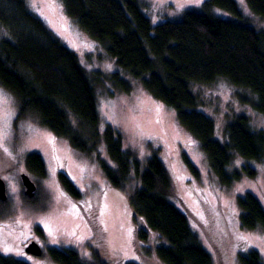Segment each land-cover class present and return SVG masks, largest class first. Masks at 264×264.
<instances>
[{
  "label": "trees",
  "instance_id": "trees-1",
  "mask_svg": "<svg viewBox=\"0 0 264 264\" xmlns=\"http://www.w3.org/2000/svg\"><path fill=\"white\" fill-rule=\"evenodd\" d=\"M58 1L65 15L124 74L87 71L77 54L28 9L26 0H0V87L16 101L17 118H35L71 149L94 158L109 187L127 191L133 246L140 257H154L162 264H214L193 229L192 221L197 219L192 217H196L171 201L174 180L159 150L151 151L141 163L134 152L124 149L120 134L112 127L100 131L96 87L110 84L115 91L128 94L132 86L127 76L138 80L152 98L174 111L178 123L198 142L213 175L222 186L231 187L243 175L256 177V170L248 165L229 172L236 155L264 165V132L241 113L226 123L224 142H220L215 138L214 120L199 110L202 100L193 86L224 80L237 89L240 104L264 117V32L248 25L235 0H204L180 19L156 25L142 12L140 0ZM245 2L254 15L264 19V0ZM215 9L232 18L217 15ZM101 144L110 163L97 153ZM184 160L196 174L191 162ZM26 167L36 177L45 178L46 166L38 153L26 156ZM58 181L67 197L81 200L80 190L64 171L58 173ZM237 205L242 230H264V208L257 197L246 193ZM212 209L207 208V220L195 223L214 250L217 264H228L226 222ZM93 218V232L102 233L96 211ZM47 254L52 264H138L110 255L102 259L95 249L91 263L73 249L49 248ZM238 261L264 264L262 253L255 248L239 253ZM0 264L29 263L0 253Z\"/></svg>",
  "mask_w": 264,
  "mask_h": 264
},
{
  "label": "rangeland",
  "instance_id": "rangeland-1",
  "mask_svg": "<svg viewBox=\"0 0 264 264\" xmlns=\"http://www.w3.org/2000/svg\"><path fill=\"white\" fill-rule=\"evenodd\" d=\"M203 1L140 0V4L142 12L156 25L166 20L180 19L184 12L198 9ZM235 1L248 25L264 32V19L254 15L245 0ZM26 2L28 9L68 49L77 54L87 71L123 73L103 49L65 15L58 0ZM215 13L225 19L232 18L221 9H215ZM127 78L132 86L128 94L115 91L110 84L97 85L100 131L103 132L107 126L112 127L120 134L124 149L134 152L141 163L146 161L151 151L159 150L158 155L174 180L172 203L193 214L196 217H192L193 220H207L210 217L207 208H213L226 222L223 232L230 240L228 264H239L238 254H247L251 248L258 249L264 260V230H242L237 205L239 197L251 193L264 208V165L236 155L229 172L242 171L248 165L256 170V177L252 179L243 175L231 187L222 186L211 172L198 142L178 123L174 111L152 98L138 80L130 76ZM0 90L7 99L0 109V177L5 182L7 193V201H0V253L29 264H52L48 249L67 248L75 250L85 262L91 263L92 249H95L102 259L110 255L138 264H162L154 257L143 259L133 246L127 191L109 187L101 166L94 158L71 149L66 140L55 137L35 118L28 116L18 119L16 101L1 87ZM193 91L202 100L199 110L214 120L215 138L220 142H224L226 123L241 113L250 117L256 130L264 132V117L255 114L249 106L240 104L237 89L224 80L212 85H195ZM97 151L101 160L110 163L104 144L99 145ZM29 153H38L42 157L46 166L45 178H38L28 171L26 156ZM184 157L194 166L196 174L189 169ZM60 171H64L80 190L81 200L72 201L60 189ZM22 174L28 175L36 185L33 198L24 195ZM95 211L104 227L99 234H95L91 228ZM196 221H192L193 229L204 248L211 253L214 264H217L216 254ZM31 242H36L42 248L41 257L25 252ZM157 243L155 238L154 244Z\"/></svg>",
  "mask_w": 264,
  "mask_h": 264
},
{
  "label": "water",
  "instance_id": "water-1",
  "mask_svg": "<svg viewBox=\"0 0 264 264\" xmlns=\"http://www.w3.org/2000/svg\"><path fill=\"white\" fill-rule=\"evenodd\" d=\"M22 185L25 188L24 195L28 198H33L36 192V185L31 181L28 175H21ZM0 201H7V193H6V185L3 179L0 177ZM25 252L28 255H32L35 257H41L43 255V250L36 242H31L26 248Z\"/></svg>",
  "mask_w": 264,
  "mask_h": 264
},
{
  "label": "snow or ice",
  "instance_id": "snow-or-ice-1",
  "mask_svg": "<svg viewBox=\"0 0 264 264\" xmlns=\"http://www.w3.org/2000/svg\"><path fill=\"white\" fill-rule=\"evenodd\" d=\"M197 3H200V0H196ZM243 2V0H241ZM7 103V99L5 97V94L3 93L2 90H0V109H2L3 105ZM2 119V117H0ZM2 131V129H0Z\"/></svg>",
  "mask_w": 264,
  "mask_h": 264
}]
</instances>
